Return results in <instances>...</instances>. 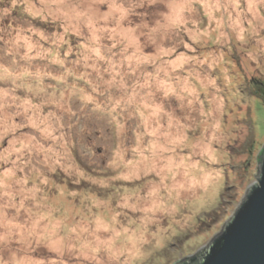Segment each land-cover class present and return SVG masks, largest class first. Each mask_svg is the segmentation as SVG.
Returning <instances> with one entry per match:
<instances>
[{"label": "rangeland", "instance_id": "374dc122", "mask_svg": "<svg viewBox=\"0 0 264 264\" xmlns=\"http://www.w3.org/2000/svg\"><path fill=\"white\" fill-rule=\"evenodd\" d=\"M264 0H0V264H176L259 175Z\"/></svg>", "mask_w": 264, "mask_h": 264}, {"label": "water", "instance_id": "95a60500", "mask_svg": "<svg viewBox=\"0 0 264 264\" xmlns=\"http://www.w3.org/2000/svg\"><path fill=\"white\" fill-rule=\"evenodd\" d=\"M260 173L220 233L191 258L199 264H264V146L257 155ZM188 259H180L183 264Z\"/></svg>", "mask_w": 264, "mask_h": 264}, {"label": "trees", "instance_id": "16d2710c", "mask_svg": "<svg viewBox=\"0 0 264 264\" xmlns=\"http://www.w3.org/2000/svg\"><path fill=\"white\" fill-rule=\"evenodd\" d=\"M250 86L252 87V90H251L252 94H255L259 97L264 96V82L261 83L256 79H252L250 81ZM183 264H199V260L196 259L194 262H191V258H189Z\"/></svg>", "mask_w": 264, "mask_h": 264}]
</instances>
